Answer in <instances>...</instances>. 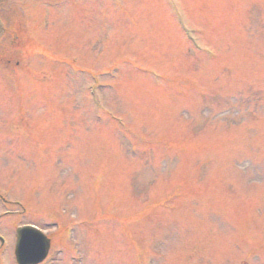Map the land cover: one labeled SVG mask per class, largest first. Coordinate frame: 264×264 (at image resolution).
Here are the masks:
<instances>
[{
    "label": "rangeland",
    "instance_id": "1",
    "mask_svg": "<svg viewBox=\"0 0 264 264\" xmlns=\"http://www.w3.org/2000/svg\"><path fill=\"white\" fill-rule=\"evenodd\" d=\"M37 1L0 44V264L22 225L43 264H264V0Z\"/></svg>",
    "mask_w": 264,
    "mask_h": 264
},
{
    "label": "water",
    "instance_id": "2",
    "mask_svg": "<svg viewBox=\"0 0 264 264\" xmlns=\"http://www.w3.org/2000/svg\"><path fill=\"white\" fill-rule=\"evenodd\" d=\"M4 33V25L0 20V38ZM17 236L16 254L20 264L38 263L47 255L50 240L39 230L32 227L20 228Z\"/></svg>",
    "mask_w": 264,
    "mask_h": 264
}]
</instances>
